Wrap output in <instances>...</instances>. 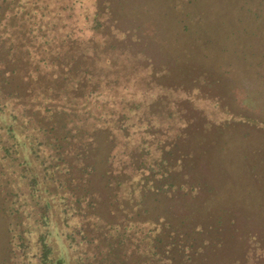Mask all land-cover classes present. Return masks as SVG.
<instances>
[{
    "label": "rangeland",
    "instance_id": "374dc122",
    "mask_svg": "<svg viewBox=\"0 0 264 264\" xmlns=\"http://www.w3.org/2000/svg\"><path fill=\"white\" fill-rule=\"evenodd\" d=\"M28 2V7H21L26 11L24 16L31 12L35 19L30 25L43 30L45 18H40L39 5L45 0ZM63 3H74L68 11L73 14L72 21L67 24L79 19V27L86 29L85 11L90 16L97 12L103 20L95 34L100 43L97 71L110 68L114 86L117 82L121 87H134L135 83L142 87L126 89L128 95H135L122 98L105 111L114 119L124 107L131 118L123 122L129 126H134L130 124L134 116L143 123L147 116L152 117L163 144L169 149L172 145L167 161L178 163L173 177L177 189L170 190L177 191L178 201L167 193V199L161 196L157 201L148 193L146 212L138 200L135 202L143 197L138 196L139 188L123 186L130 182L123 180L126 175L113 179L122 183L116 185V195L108 207L84 205L81 209L93 232L92 237L78 234L77 261H84L88 252L100 264L109 258L119 264H264V0H57L54 6L59 8ZM44 28L47 30L46 24ZM124 30L128 37L122 41L117 34ZM108 38L120 43L119 52L104 44ZM107 56L111 61L105 65L103 57ZM138 59L140 66L134 63ZM6 63L10 62H0V87L6 91L0 89V93L8 94V108L18 105L31 114L34 107L27 100L17 104L13 93L17 84L25 85L24 90L28 78L22 71L12 73ZM133 99L140 102L137 108L130 106ZM93 128L87 126L85 143L78 141L74 146L80 151L85 144L87 153L92 149L99 158L98 172L90 183V190L98 197V192L101 196L107 188L102 171L108 164L103 154L110 139L100 133L94 141ZM135 139L127 140V146ZM56 156L53 152L54 159ZM202 156L203 162H198ZM114 157V167L119 168L122 162L118 164V157ZM89 159L93 161V156ZM72 160L80 165L78 157ZM15 162L0 146V264L8 256L11 241H17L12 237H24L25 250L28 248L22 254L31 257L37 252V233L24 231L33 229L35 222L30 211L21 212L28 199V184ZM60 178L63 181V176ZM180 183L181 188L177 187ZM192 183L197 189H190ZM9 205H13L11 212ZM63 210H59L62 220L67 213ZM70 214L69 210L67 222L71 223ZM183 219L194 232L171 228L172 221L183 225ZM49 230V237L59 239L60 231L54 224ZM64 245L65 240L62 247L66 249ZM63 264L72 263L67 258Z\"/></svg>",
    "mask_w": 264,
    "mask_h": 264
},
{
    "label": "trees",
    "instance_id": "16d2710c",
    "mask_svg": "<svg viewBox=\"0 0 264 264\" xmlns=\"http://www.w3.org/2000/svg\"><path fill=\"white\" fill-rule=\"evenodd\" d=\"M4 1L1 0L3 3H0V62L9 61L10 63L5 65L11 67L12 73L22 71L23 76L28 78L25 89L22 90L25 85L17 84V90L13 93L18 99L17 104L27 100L34 108L31 109V114L24 113L18 105L8 108V94L0 93V146L4 148L6 155L16 161L19 174L27 179L28 199L24 201V211L21 212H31L35 226L24 231L37 233V252L31 257L22 254V251L26 252L28 248L27 246L25 250L22 239L24 237H12L17 241H11L8 256L1 264H63L67 258L72 264H100L97 258L88 252L84 261L78 262L80 257H75L78 253L77 245L80 246L81 243L77 238L78 234L92 237L93 232L90 220L84 216L81 208L84 205L95 207V203L108 207L112 196L116 195L117 186L122 183V181L114 183L113 179H123L122 177L126 175L127 179L123 180L130 182L124 183L123 186L127 188V185L128 187L135 185L139 188L138 196L143 197L135 198V202L137 200L140 202L142 210L147 212L149 209L146 203L148 201L145 202L148 193L157 201L161 196L167 199V195L174 202L178 201L177 191L173 193L177 189L174 188L176 181H173V177L174 172H177L178 163H169L166 157L172 145L169 149L163 144L159 138L160 128L151 120L152 117L147 116L146 123H143L134 116L130 123L134 126H129L127 122H123L131 118L124 107H121L114 119L110 117L111 113L105 111L122 98L135 95L134 92L128 95L126 89L142 87L138 86L139 83H135L134 87H129L128 84L121 87L117 85L116 79L114 86L110 83L111 79L115 78L110 68L102 73L97 71L96 57L100 43L95 41V34L103 25V20L97 16V12L90 16L82 9L85 11L83 18L87 19L88 25L83 29L78 25L79 19H75L76 23L71 25L66 22L72 21L73 14L68 11L73 9L74 3H63L56 8L54 4L57 0H45L39 8L40 18H45L47 30L44 28L45 24L42 26L43 30H40L35 29V24L34 28L30 25L29 22L35 19L31 12L25 17L26 11L21 9L28 7V0L25 2L8 0L5 4ZM80 5L85 8L82 2ZM77 25L78 29L75 30ZM127 37L125 30L117 34V38L122 41ZM104 44H109L107 47L111 51H120V43L110 42L109 38ZM103 61L107 65L111 57H103ZM134 63L138 66L139 59ZM102 66L104 68L103 64ZM5 83L7 81L4 78ZM0 89L4 90V87L1 86ZM135 100L133 99L130 105L133 108L140 104ZM142 123L149 128H145ZM87 126L97 128L91 129L94 132V141L97 137L95 135L100 133L107 137V141L110 139L108 149L106 147L107 150L103 154L104 161L108 164L102 171L106 179L104 185L107 188L101 196L98 192V197H94L90 183L92 176L98 172L99 158L94 157L92 149L88 154L84 149L85 144L80 151L74 146L78 141L85 143L88 136ZM131 138H136L137 142L132 141V146H127V140ZM120 139L122 147L119 146L118 149ZM110 149H113V152ZM53 152L58 153L55 159ZM92 156L93 161L89 159ZM114 156L118 157V164L122 162L119 168L114 167V161L117 160ZM74 157L80 159V165L73 163ZM202 158L203 156L197 161L203 162ZM128 166L130 167L127 170ZM207 169L205 165L204 170ZM213 171L215 172V169ZM209 183L206 184L210 185ZM182 185L183 183H180L177 187L181 188ZM186 188L183 187L184 190ZM190 189H197V185L192 183ZM12 207L10 205L7 207L8 212H11ZM60 208H65L62 212H67L64 215L65 227L64 220L60 218ZM13 210L17 212L16 207ZM69 210L70 218L73 219L71 223L67 222ZM165 216L168 214L165 213ZM99 217L107 221L106 218ZM183 220V225L172 221L171 228L187 234L194 232L192 225L188 227L187 221ZM19 224L24 223L19 221ZM52 224L58 232L60 231L59 239L49 237L51 234L49 227ZM153 228L157 229V225ZM20 233L18 232V235ZM64 240L66 249L62 247ZM119 263L120 261L110 258L106 260V264Z\"/></svg>",
    "mask_w": 264,
    "mask_h": 264
}]
</instances>
